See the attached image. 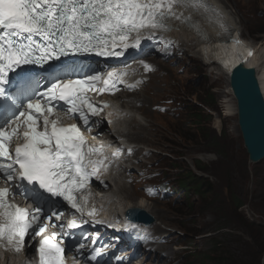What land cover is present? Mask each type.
I'll list each match as a JSON object with an SVG mask.
<instances>
[{
	"label": "snow or ice",
	"instance_id": "1",
	"mask_svg": "<svg viewBox=\"0 0 264 264\" xmlns=\"http://www.w3.org/2000/svg\"><path fill=\"white\" fill-rule=\"evenodd\" d=\"M178 7L206 17L217 15L207 0H0V178L6 182L0 187V247L6 253L20 254L31 232L40 238L39 264H66L61 234L47 230L74 229L87 221L73 215L66 225L58 224L53 221L64 214L57 211L42 220L43 206L18 205L13 188L37 204L46 193L62 198L81 216L95 217L90 181L101 167L107 168V157L96 158L103 146L90 145L76 123L65 125L60 109L65 107L69 119L88 126L103 110L89 93L115 90L127 73L54 75L45 86L31 78L14 83L16 78L25 66L51 67V62L70 54L121 56L129 47H138L144 34L154 37L170 30L173 20L188 23L200 34L199 24L191 15L178 13ZM101 81L104 87H97Z\"/></svg>",
	"mask_w": 264,
	"mask_h": 264
},
{
	"label": "rangeland",
	"instance_id": "2",
	"mask_svg": "<svg viewBox=\"0 0 264 264\" xmlns=\"http://www.w3.org/2000/svg\"><path fill=\"white\" fill-rule=\"evenodd\" d=\"M220 1L235 16L243 41L261 45L264 50V0ZM167 46L160 44L162 49ZM168 50L169 59L163 61V52L156 48L155 52L145 55L144 68L145 65L149 66L147 70L154 67L153 59L161 68L149 86L144 85V90L138 94L142 105L133 111L139 122L126 128L137 132L144 127L133 143L147 149L145 158L137 155L143 168L155 169L156 176L152 179L159 181L160 172L176 185L174 181L182 177L181 171L169 170L166 165L178 164L206 178L212 189L203 197L189 195L190 199L185 200L182 191L174 186L178 192L175 190L167 198H146L142 193L146 191L140 189L142 184L147 186L146 181L133 185L127 180L119 181L121 184L117 180L115 190L119 199L126 201L122 189L132 191L136 200L147 201L146 211L153 217L149 230L153 240H147V244L155 250L144 261H152V264H211L212 260L218 264H264V159L257 163L248 161L236 110L233 109L232 114L225 111L227 104L235 107L229 78L216 64H209L195 44L172 45ZM147 70L145 68V74ZM182 105L184 107H180ZM191 106L209 115V120L200 127L190 124L187 118L185 109ZM211 131L213 138L218 139L207 143ZM195 164L206 172L197 170ZM134 167L137 169L136 165ZM113 203L111 207L116 205ZM135 234L138 235L137 231ZM139 236L143 238L142 233ZM185 244L187 256L183 252ZM148 251L147 248L141 250ZM204 257L207 261H203ZM134 263L146 264L141 257Z\"/></svg>",
	"mask_w": 264,
	"mask_h": 264
},
{
	"label": "bare ground",
	"instance_id": "3",
	"mask_svg": "<svg viewBox=\"0 0 264 264\" xmlns=\"http://www.w3.org/2000/svg\"><path fill=\"white\" fill-rule=\"evenodd\" d=\"M212 1L214 3H212L211 0H207L208 4L211 5L214 10H216L217 15L215 17H213L211 15L206 17L204 15H200V14L192 12L191 9H185L183 7L177 8V12L178 13L183 12L185 17H188L189 15L192 16V21L198 23L201 30H202V32L200 34H198L196 30H194L192 27H190L188 23H182L180 20H174L175 22H177L176 23L177 28L175 30L171 29L168 31H163V33L168 34L170 36H175L174 40L176 42H178L177 43L178 45L188 46V44L192 43V44H195L196 46H198V48L201 50L200 53L202 52V54H201L202 57L204 59H207V62H209V64H216L218 66V68L221 69L228 76V78H229L230 68L240 60L242 62H244L245 65L255 68L256 75H257V78L259 81V85H260L261 90H262L263 95H264V50H262L261 45L254 46V45L247 44L246 42H244L242 37L240 36L238 28L236 26V25H238V22H237L235 16L231 13V11H229L227 9V7H225V5H223V3L220 0H212ZM179 30L182 32H177ZM230 34H232L236 39L232 38V40H230V41L221 42L222 40H227V38H228L227 36H229ZM236 41H239V43H236ZM154 49L155 48L150 47L149 51L147 53H151ZM249 50H251V52H252L251 56H248ZM153 52H155V51H153ZM123 54L129 55L130 53L129 52H123ZM151 64L154 66V67H152L153 69H156L159 67V64L157 62H154V59H153V61H151ZM152 68H150V69H152ZM154 75L156 76V74H154ZM139 92L140 91L130 93V95H126L125 97L132 96L133 99L138 101ZM95 93L96 92L94 91L93 92V99L96 102V101H98V98L95 97ZM140 95H141V93H140ZM157 95H160V94H157ZM118 97H119L118 92L109 91V92H107V94L102 95L99 98L105 99V100H108V99L114 100L115 99L116 101H118ZM128 102H131V101H128ZM106 105H107L106 109H109V104H106ZM121 106L122 107L127 106L130 112L133 111L128 106V104H126V105L121 104ZM233 109L235 110V107L232 108V106L230 104L225 105V111L228 114H232L234 111ZM133 112H135V111H133ZM125 116H127V114H125ZM123 121H124V119H122V122ZM91 122H93L94 124L91 126V129H90L91 132H89V134H87V132L85 131V128H83V127L82 128H83V133L86 135L87 138L90 139V143L92 145L93 143L96 144L97 141L101 140L96 135V132L97 131L102 132L103 129L105 130L106 125H104V127L101 125V123H104V122L102 121V117H100V116L90 118L89 125H91ZM134 122H139V121H137L135 118H134V120L130 119L129 121H127V125H129V124L131 125ZM95 123H97V124H95ZM144 125H145V123L143 124V126ZM121 126L122 125L120 124L119 129L121 131L125 132L124 136L131 143H133L134 141L136 142V140L139 139V136L137 134L141 133V131H143L142 129H144V127H141L140 131L131 132L129 130V128H125V127L121 128ZM99 136H101V137L105 136V139L111 138V135L107 132V130H105L103 135L100 134ZM137 152H138V150H135L134 154H136ZM139 152H140V150H139ZM116 182H117V180L114 181V184H113L114 187L116 185ZM94 185H96V183L93 182V179L91 178L90 186H94ZM122 188H124V187H122ZM124 189H122L121 191L123 192L124 198L126 199V201L119 199L118 194H117V190H115L113 188L110 189L109 192L115 198V200L113 202H115L116 205L111 207L114 203H109L108 202L109 198H105L104 200H102L103 208L107 209L106 213H108V214L106 216V213H105V218L109 224H114V221L116 219L122 220L120 218V216L121 215L123 216V213L128 208L137 207V208L143 209L145 211L147 210L145 208L147 205L146 206L144 205L145 203H147V201L145 202V200L142 198L140 201L136 200L137 197H136V195H134V193L132 191H128V190H126V189L124 190ZM137 194H138V192H137ZM122 224L126 228V230H131L133 227H135V231L132 234V239L128 236V239L133 240V236L135 235L136 229L139 226L137 224H131L128 222H123ZM141 228L146 229L143 226H141ZM138 239L139 240L142 239L141 236H139ZM138 259H140V258H138ZM0 263H1V260H0Z\"/></svg>",
	"mask_w": 264,
	"mask_h": 264
},
{
	"label": "water",
	"instance_id": "4",
	"mask_svg": "<svg viewBox=\"0 0 264 264\" xmlns=\"http://www.w3.org/2000/svg\"><path fill=\"white\" fill-rule=\"evenodd\" d=\"M229 89L248 161L257 163L264 159V95L255 68L241 60L233 65L229 70ZM125 217L144 224L153 222L149 213L137 207L128 208Z\"/></svg>",
	"mask_w": 264,
	"mask_h": 264
},
{
	"label": "trees",
	"instance_id": "5",
	"mask_svg": "<svg viewBox=\"0 0 264 264\" xmlns=\"http://www.w3.org/2000/svg\"><path fill=\"white\" fill-rule=\"evenodd\" d=\"M181 96H184V93H182ZM209 99H212V97H209ZM178 103L180 105L181 101L179 100ZM184 105H185V103H184ZM184 105H182L180 107H184ZM185 111L187 113V118L190 121V124H192L195 127H200V126H202V123L209 120L208 114L201 113V112H199V109L194 108L192 106L188 109L186 108ZM195 112H197V113H195ZM214 136L215 135H212V131H211L210 134H208L206 142L212 143L213 141L217 140L218 138L217 137L213 138ZM166 167L169 168V170L181 171L179 173V175H182V177L177 179L178 182H176V181H174V182L176 183L175 187L179 188L182 191V196L185 200L190 199L189 195H196L198 197H203L204 194L209 193L210 190L212 189L211 184L208 182V180L206 178L193 173L192 170H190L189 168L186 170L182 169L181 165H178V164H170V165L168 164V165H166ZM194 167L199 171L206 172V170L204 168L199 167V165H197V164H195ZM167 177H168L167 175H164L165 179ZM175 190L177 191V189H175ZM237 205L240 206V204H237ZM185 243L187 244V242H185ZM186 244H185L186 247H184L185 251H183L184 253L186 252V254H184V256L185 255L187 256V252H188L186 249V248H188ZM189 256H191V255H189ZM179 259L180 258H178V260ZM203 261H207V259H205V257H204ZM210 263L211 264H218L219 262L212 260V261H210Z\"/></svg>",
	"mask_w": 264,
	"mask_h": 264
},
{
	"label": "clouds",
	"instance_id": "6",
	"mask_svg": "<svg viewBox=\"0 0 264 264\" xmlns=\"http://www.w3.org/2000/svg\"><path fill=\"white\" fill-rule=\"evenodd\" d=\"M175 186V185H174ZM146 198H148V197H146ZM150 224H152V223H150ZM150 263V262H149Z\"/></svg>",
	"mask_w": 264,
	"mask_h": 264
}]
</instances>
